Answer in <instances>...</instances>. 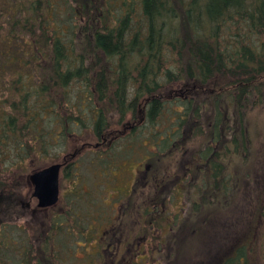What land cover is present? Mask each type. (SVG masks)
<instances>
[{
	"label": "trees",
	"instance_id": "1",
	"mask_svg": "<svg viewBox=\"0 0 264 264\" xmlns=\"http://www.w3.org/2000/svg\"><path fill=\"white\" fill-rule=\"evenodd\" d=\"M262 108L264 0H0V264H102L142 172L163 188L142 208L143 242L112 264L175 263L182 234L229 209V165ZM197 138L184 175L156 182V164ZM56 148H71L59 201L30 207L5 178ZM254 246L246 232L216 264H252Z\"/></svg>",
	"mask_w": 264,
	"mask_h": 264
},
{
	"label": "rangeland",
	"instance_id": "2",
	"mask_svg": "<svg viewBox=\"0 0 264 264\" xmlns=\"http://www.w3.org/2000/svg\"><path fill=\"white\" fill-rule=\"evenodd\" d=\"M246 129L250 137V152L244 162L240 155L232 159L229 165V170L236 181V194L229 209L223 213L219 211L205 213L193 223L194 229L184 232L179 238L183 240L182 246L186 247V251H183L185 255L173 264H216L220 256L237 239L246 235V232L252 235V240L253 235L255 236L254 251L250 257L252 264H264V217L259 218L257 215L260 201L264 197V108L255 109L247 115ZM90 139L93 140V138ZM198 139L186 142L185 150L181 153L158 162L156 167L159 169L160 176L159 180L155 181L161 183L163 180H169L173 183L181 178L185 170L193 164V161L195 162L194 155L198 148ZM68 149H54L57 152V159L56 157L53 160L48 158L38 163L25 161L20 168L11 167L12 173L6 176V182L15 181L17 185L19 183L18 188L25 204L37 208L36 200L32 197L33 187L30 175L59 163L60 156L68 152ZM20 155H23V151L12 152L7 159V165L18 161ZM145 177V173L142 172L137 178L130 207L127 209L121 207L114 225L109 230L108 235L112 239L113 248L111 247L110 252H106L102 264H112L116 258L120 261L128 258L133 250L143 242V239L135 238L139 229L142 208L148 204L151 193L157 187L160 190L163 188L161 185L155 187L153 183H148ZM35 215L38 218L43 216L42 213H35ZM4 232L9 237L13 234V231L8 229Z\"/></svg>",
	"mask_w": 264,
	"mask_h": 264
},
{
	"label": "water",
	"instance_id": "3",
	"mask_svg": "<svg viewBox=\"0 0 264 264\" xmlns=\"http://www.w3.org/2000/svg\"><path fill=\"white\" fill-rule=\"evenodd\" d=\"M60 172L61 166L54 164L30 175L32 197L36 200L38 209H47L58 203Z\"/></svg>",
	"mask_w": 264,
	"mask_h": 264
}]
</instances>
